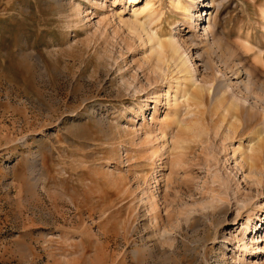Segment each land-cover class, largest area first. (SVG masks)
Wrapping results in <instances>:
<instances>
[{
  "label": "rangeland",
  "instance_id": "374dc122",
  "mask_svg": "<svg viewBox=\"0 0 264 264\" xmlns=\"http://www.w3.org/2000/svg\"><path fill=\"white\" fill-rule=\"evenodd\" d=\"M147 1L0 0V264H264V0H150L204 98L165 136Z\"/></svg>",
  "mask_w": 264,
  "mask_h": 264
},
{
  "label": "bare ground",
  "instance_id": "6f19581e",
  "mask_svg": "<svg viewBox=\"0 0 264 264\" xmlns=\"http://www.w3.org/2000/svg\"><path fill=\"white\" fill-rule=\"evenodd\" d=\"M130 1L135 2L136 0H130ZM173 2H174L173 4L179 5V0H173ZM153 8L154 7H152L151 1L148 0L144 8H142L139 11L137 10L135 12L136 13L135 22H134L135 28L133 29H136L138 33L145 35L147 38V40L144 43H149L150 51L148 50V52L154 53V56H155L153 58V60H155V63H153V70L156 69L162 72V70L165 68V70H167L168 72V75L166 74L165 76L171 77V80H172V81L168 80V84L173 85L172 88L174 91H173V96L171 99L173 103L172 105L173 107L171 110L168 111V114L166 115L165 120H163V122L155 124V127H157V131L161 130V133L163 134V136H165L167 135L168 129L171 132H173L174 129L173 130L171 129L173 128L172 127L173 125L175 126L174 128H183L185 130L186 124L189 122H187L184 125L182 121L184 118L182 119V117H186V115H192L191 110L193 106L197 105V107L200 108V106L203 104L204 98L201 92L202 87L200 86V83L196 77L197 71L195 68V64L193 63L192 60H191L192 62L190 61L188 62L187 60L184 59L185 57L184 53H182L181 45H179V42H177V39H175L172 36V34H169L164 39H162L160 36L156 34L155 31H153L151 28H148V26H150L149 24L156 21V19H159L158 18L159 15L155 13V10ZM186 10L188 11V9ZM186 14H188V12ZM195 17H197V19H194V22H196L195 23V28H196L199 25L198 24L199 22H197V20H198V17L199 18L201 17V14L197 13L195 14ZM243 37H244V41L249 43V41L251 40L250 30H246ZM217 101L218 103L222 102V100L220 99H217ZM183 109H185L186 112H183ZM144 130L146 129L144 128ZM260 145H261L260 146L261 150L263 149L264 151V141ZM258 149H259V144L256 147V149H254V151H257ZM252 153L249 156L246 155L247 157L246 159L250 160L248 162L252 163L251 169H255L256 165H255L254 158L256 155H254V152ZM256 183L258 184L259 180H257ZM253 221L254 220L252 216H250L248 218L247 225L245 228L246 231L243 234V239H242V241L245 242L243 245L244 249L248 247V244H247L248 238L250 234H252V232L256 228V224L254 225ZM251 243L253 244L256 243L255 237L252 238Z\"/></svg>",
  "mask_w": 264,
  "mask_h": 264
}]
</instances>
